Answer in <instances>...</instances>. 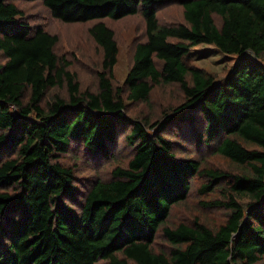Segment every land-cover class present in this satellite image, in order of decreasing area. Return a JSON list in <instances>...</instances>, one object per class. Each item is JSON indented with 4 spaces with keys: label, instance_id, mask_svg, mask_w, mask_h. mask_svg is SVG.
Instances as JSON below:
<instances>
[{
    "label": "trees",
    "instance_id": "obj_1",
    "mask_svg": "<svg viewBox=\"0 0 264 264\" xmlns=\"http://www.w3.org/2000/svg\"><path fill=\"white\" fill-rule=\"evenodd\" d=\"M0 264H264V0H0Z\"/></svg>",
    "mask_w": 264,
    "mask_h": 264
},
{
    "label": "rangeland",
    "instance_id": "obj_2",
    "mask_svg": "<svg viewBox=\"0 0 264 264\" xmlns=\"http://www.w3.org/2000/svg\"><path fill=\"white\" fill-rule=\"evenodd\" d=\"M27 10L31 13H40L41 15H45L46 8L42 3L39 2L34 7L27 8ZM176 15L178 18L180 17L181 13L179 12ZM120 19H113L110 17L96 18L94 20H90L89 25L98 21H102L107 26L113 28L118 25ZM131 32L132 31L129 30L128 32L124 33L126 39H130ZM188 56L191 58L192 63L196 67L204 69L207 72H215L219 79L228 74L238 57L235 54L222 52L212 43L205 42L192 46L189 49ZM114 72L119 80H122L126 75V65L122 48L120 49L117 56V63L115 65Z\"/></svg>",
    "mask_w": 264,
    "mask_h": 264
}]
</instances>
